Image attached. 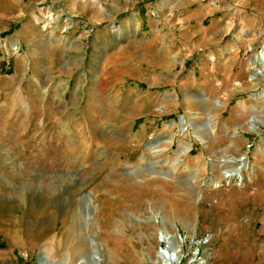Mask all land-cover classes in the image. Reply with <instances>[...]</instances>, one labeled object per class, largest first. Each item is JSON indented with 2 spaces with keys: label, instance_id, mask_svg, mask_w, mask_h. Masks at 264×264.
Returning a JSON list of instances; mask_svg holds the SVG:
<instances>
[{
  "label": "rangeland",
  "instance_id": "1",
  "mask_svg": "<svg viewBox=\"0 0 264 264\" xmlns=\"http://www.w3.org/2000/svg\"><path fill=\"white\" fill-rule=\"evenodd\" d=\"M263 48L264 0H0V264H264Z\"/></svg>",
  "mask_w": 264,
  "mask_h": 264
},
{
  "label": "bare ground",
  "instance_id": "2",
  "mask_svg": "<svg viewBox=\"0 0 264 264\" xmlns=\"http://www.w3.org/2000/svg\"><path fill=\"white\" fill-rule=\"evenodd\" d=\"M256 62H259L261 64V66H264L263 65V63H264V48L260 52V54L258 56H256L255 60L253 61V63H252L253 67L255 66L254 64ZM76 150L80 151V148H68V146L64 147L60 153L61 157H66V155L67 156L70 155L69 153H75V152H77ZM71 155H73V154H71ZM234 171L236 172L235 174L238 173L237 168H235ZM168 234H161L160 235V239H161V242L164 244V248H162L158 253H156L157 255H154L156 257L155 260H157L158 263H160V264H179L180 260H181L180 247H175L172 244V240H171V238H169Z\"/></svg>",
  "mask_w": 264,
  "mask_h": 264
},
{
  "label": "crops",
  "instance_id": "3",
  "mask_svg": "<svg viewBox=\"0 0 264 264\" xmlns=\"http://www.w3.org/2000/svg\"><path fill=\"white\" fill-rule=\"evenodd\" d=\"M205 18H201V19H199V21H198V24H195V26H194V29L195 30H198L199 32L203 29L202 28V24H203V22L204 21H206V20H204ZM210 25V23H208V25L207 26H209ZM215 36V35H214ZM198 39H199V41L198 42H205V43H208V40L210 39V37L209 36H205V35H202V34H199L198 36ZM212 38V37H211ZM208 39V40H207ZM202 40V41H201ZM152 58H155V54H154V56H151ZM155 59H157V58H155Z\"/></svg>",
  "mask_w": 264,
  "mask_h": 264
}]
</instances>
